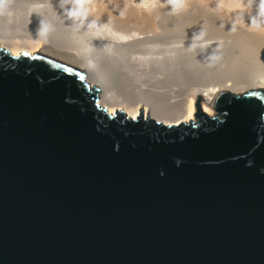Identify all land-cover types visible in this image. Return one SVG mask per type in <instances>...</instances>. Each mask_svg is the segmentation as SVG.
<instances>
[{
	"label": "water",
	"instance_id": "obj_1",
	"mask_svg": "<svg viewBox=\"0 0 264 264\" xmlns=\"http://www.w3.org/2000/svg\"><path fill=\"white\" fill-rule=\"evenodd\" d=\"M86 75L0 45V264H264V89L164 124Z\"/></svg>",
	"mask_w": 264,
	"mask_h": 264
},
{
	"label": "bare ground",
	"instance_id": "obj_2",
	"mask_svg": "<svg viewBox=\"0 0 264 264\" xmlns=\"http://www.w3.org/2000/svg\"><path fill=\"white\" fill-rule=\"evenodd\" d=\"M92 1L80 26L67 16L70 5L62 0H5L0 45L14 56L44 52L79 66L109 113L122 110L133 119L141 114L165 124L172 112L178 124L196 110L197 101L201 109H213L221 91L264 89V30L249 23L257 0L250 8L249 0H242L245 8L232 11L185 0L187 8L176 14L167 0H151V10L138 7L141 0ZM237 16L242 21L233 30ZM92 21L97 27L89 29ZM201 29L213 48L190 50L192 34ZM212 51L220 59L210 63Z\"/></svg>",
	"mask_w": 264,
	"mask_h": 264
},
{
	"label": "clouds",
	"instance_id": "obj_3",
	"mask_svg": "<svg viewBox=\"0 0 264 264\" xmlns=\"http://www.w3.org/2000/svg\"><path fill=\"white\" fill-rule=\"evenodd\" d=\"M167 3L171 6V12L176 14L180 12L182 9H186L187 5L185 4V0H167ZM253 0H249V4L247 7H251ZM62 4L70 5L67 8L66 14L68 17L73 18L79 21V25L83 26L85 21L87 20L90 11L92 10L90 7V0H62ZM5 6V0H0V13L3 12ZM140 8L151 10L155 7V4L151 2V0H141V2L137 5ZM218 8H227L229 11L234 9H244L245 5L241 2L237 3H229L227 0H218L217 3ZM121 17L125 15L124 11L120 12ZM242 21V16H237L234 24L232 25L233 30H235V25L240 24ZM249 23L251 24L253 29L256 30H264V0H257L256 3V14L254 16H249ZM89 29L96 28V21H92L87 24ZM107 27V25H105ZM39 30V29H38ZM99 39V37H97ZM214 41H210L207 39V33L205 30L201 29L197 34H192L191 42L188 44L190 50L195 51L196 49H212ZM182 45L178 44L176 47H180ZM220 59V56L216 53V51H212L208 55V60L210 63L216 62ZM181 161L177 160L176 165L179 166ZM253 162H248L246 166H251ZM260 171L264 173V168H261Z\"/></svg>",
	"mask_w": 264,
	"mask_h": 264
},
{
	"label": "rangeland",
	"instance_id": "obj_4",
	"mask_svg": "<svg viewBox=\"0 0 264 264\" xmlns=\"http://www.w3.org/2000/svg\"><path fill=\"white\" fill-rule=\"evenodd\" d=\"M166 1V0H165ZM187 1H193V2H195V3H198V4H209V3H211V2H213L214 4H216L217 5V3H218V0H187ZM208 1V2H207ZM95 2H97V1H95ZM95 2H94V0L92 1V3H94L95 4ZM203 2V3H202ZM42 5V3H40V6ZM39 7V6H38ZM251 16H254L253 15V12L250 14Z\"/></svg>",
	"mask_w": 264,
	"mask_h": 264
}]
</instances>
